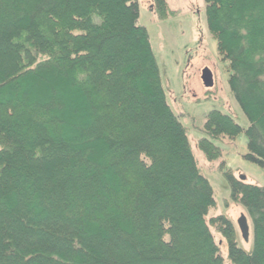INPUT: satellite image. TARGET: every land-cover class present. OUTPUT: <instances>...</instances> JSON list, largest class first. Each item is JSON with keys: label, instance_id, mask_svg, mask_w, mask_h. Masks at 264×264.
<instances>
[{"label": "trees", "instance_id": "16d2710c", "mask_svg": "<svg viewBox=\"0 0 264 264\" xmlns=\"http://www.w3.org/2000/svg\"><path fill=\"white\" fill-rule=\"evenodd\" d=\"M204 2L248 126L211 109L197 145L217 159L213 139L244 133L264 167V0ZM138 16L137 0H0V264H264V186L223 171L253 232L246 252L210 217L224 263L213 189Z\"/></svg>", "mask_w": 264, "mask_h": 264}, {"label": "rangeland", "instance_id": "374dc122", "mask_svg": "<svg viewBox=\"0 0 264 264\" xmlns=\"http://www.w3.org/2000/svg\"><path fill=\"white\" fill-rule=\"evenodd\" d=\"M167 14L159 18L153 0H137L138 23L146 27L154 53L166 101L187 129L188 141L201 173L208 179L215 203L206 216L214 241L227 262V245L220 233L209 224L212 216L223 214L232 222L238 246L252 250V223L245 207L230 198V189L223 171L229 169L235 177L250 184L264 186V167L247 160V141L244 133L235 138L219 135L213 143L221 156L209 160L197 145L204 137L205 115L217 109L230 115L243 128L248 120L241 111L228 86V62L223 60L216 42L207 30L204 0H165ZM170 13V14H169ZM173 13V14H172ZM213 73L214 85L203 86L200 74L203 68ZM244 217L248 224V238L244 239L238 220Z\"/></svg>", "mask_w": 264, "mask_h": 264}, {"label": "water", "instance_id": "95a60500", "mask_svg": "<svg viewBox=\"0 0 264 264\" xmlns=\"http://www.w3.org/2000/svg\"><path fill=\"white\" fill-rule=\"evenodd\" d=\"M202 84L206 88H211L214 85L213 73L208 68H203L200 74ZM243 178V177H241ZM239 231L244 239L248 238V224L244 217H241L238 222Z\"/></svg>", "mask_w": 264, "mask_h": 264}]
</instances>
